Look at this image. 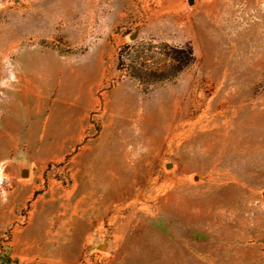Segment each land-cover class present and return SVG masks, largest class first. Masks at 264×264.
I'll list each match as a JSON object with an SVG mask.
<instances>
[{"label": "rangeland", "instance_id": "rangeland-1", "mask_svg": "<svg viewBox=\"0 0 264 264\" xmlns=\"http://www.w3.org/2000/svg\"><path fill=\"white\" fill-rule=\"evenodd\" d=\"M0 264H264V0H0Z\"/></svg>", "mask_w": 264, "mask_h": 264}, {"label": "trees", "instance_id": "trees-1", "mask_svg": "<svg viewBox=\"0 0 264 264\" xmlns=\"http://www.w3.org/2000/svg\"><path fill=\"white\" fill-rule=\"evenodd\" d=\"M191 60V55L188 56H177V61H178V70L181 69L182 67L186 66L189 61Z\"/></svg>", "mask_w": 264, "mask_h": 264}, {"label": "water", "instance_id": "water-1", "mask_svg": "<svg viewBox=\"0 0 264 264\" xmlns=\"http://www.w3.org/2000/svg\"><path fill=\"white\" fill-rule=\"evenodd\" d=\"M27 174H28V170L27 169H25V168L21 169V175L22 176H26Z\"/></svg>", "mask_w": 264, "mask_h": 264}]
</instances>
